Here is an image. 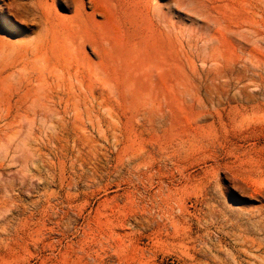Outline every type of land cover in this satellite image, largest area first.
Instances as JSON below:
<instances>
[{"label": "rangeland", "instance_id": "rangeland-1", "mask_svg": "<svg viewBox=\"0 0 264 264\" xmlns=\"http://www.w3.org/2000/svg\"><path fill=\"white\" fill-rule=\"evenodd\" d=\"M0 264H264V0H0Z\"/></svg>", "mask_w": 264, "mask_h": 264}]
</instances>
